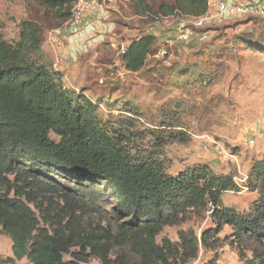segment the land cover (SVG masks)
Returning <instances> with one entry per match:
<instances>
[{
	"label": "trees",
	"instance_id": "1",
	"mask_svg": "<svg viewBox=\"0 0 264 264\" xmlns=\"http://www.w3.org/2000/svg\"><path fill=\"white\" fill-rule=\"evenodd\" d=\"M36 1L48 8L49 18L64 22L75 4ZM129 1L146 16L198 17L209 9V0H174L157 7L146 0ZM43 30L39 21L25 20L18 41L0 31V235L10 237L13 253V258L0 256V264L24 258L30 264H80L91 257L101 264H186L197 255V236L180 232L181 245L191 255L167 239L159 243L157 237L193 210L207 211L214 219L215 230L203 233V243L227 224L236 241L264 247V156L254 161L246 183L256 198L242 211L225 206L223 193L239 190L232 174H217L206 164L168 173L159 151L164 131L155 135L150 151L136 143L146 136L135 129L134 121L142 115L137 106L127 107L128 117L105 120L97 102L66 87L63 73L44 51ZM159 40L150 32L131 41L120 54L125 68L140 71ZM221 68L220 64L202 86L186 85L189 96L161 107L164 120L159 128L180 129L168 132V138L185 139L177 123L183 111L206 114L207 105L200 103H215L214 97L198 102L196 93L207 91L211 80L222 75ZM56 175L107 190L116 201L115 212L125 218L114 223L120 227L114 240L128 245L138 259L130 262L126 254L112 257L109 232L83 221L79 213H88V203L65 189ZM252 252L246 264H264V253Z\"/></svg>",
	"mask_w": 264,
	"mask_h": 264
},
{
	"label": "rangeland",
	"instance_id": "2",
	"mask_svg": "<svg viewBox=\"0 0 264 264\" xmlns=\"http://www.w3.org/2000/svg\"><path fill=\"white\" fill-rule=\"evenodd\" d=\"M146 1L157 7L174 0ZM245 1L264 7V0ZM106 5L109 8H103L107 10L109 31L94 30L90 35L78 36V32H71V28L79 29L84 24L77 26L49 18L48 8L36 0H0V31L8 40L18 41L25 20L42 23L44 51L53 63L55 59L63 61L60 64L65 67L63 71L60 70L62 67L56 68L55 64L54 67L63 73L68 89L97 102L105 120L128 117L131 112L127 107L137 106L142 115L135 119V129L145 131L146 135L144 140L138 139L137 144L151 151L156 142L155 135L164 131V144L159 151L168 173L176 175L189 167L206 164L217 174H232L239 190L223 193L222 201L225 206L244 210L256 198L246 188L251 166L264 156V14L210 20L203 27L195 28V36L190 41L175 40L167 45L164 43L166 36H175L177 25L186 23L192 26L188 17L146 16L137 12L129 0H107ZM97 20L105 23L103 19ZM150 32L157 36L161 34L156 50L140 71H128L111 41L118 39L129 44ZM251 35L252 39L249 38ZM51 36L58 37L56 46L50 41ZM75 41L78 43L72 47L76 52L70 54L65 47ZM77 44L80 47L75 46ZM220 64L222 75L211 80L207 91L196 93L198 102L214 97L215 103H200L207 105L206 114L183 111L177 123L182 126L185 139L168 138V132L180 129L173 126L159 128L164 120L161 107L167 101L189 96L185 86H202ZM55 177L65 189L72 190L88 203V213H79L83 221L92 223L100 232L102 228L109 232L114 259L119 254H126L130 262L138 259L128 245L114 240L120 228L114 223L125 221V218L115 212L116 201L103 186H80L59 175ZM214 227L209 212L193 210L183 221L166 226L157 241L162 243L167 239L177 250L185 252L180 232L191 231L198 237L197 255L186 264H246L247 259H253L252 249L264 253V247L255 242L236 241L227 224L213 240L203 243V233ZM185 253L191 255L192 251ZM0 256L13 258L12 241L6 234L0 235ZM65 258L70 259V256ZM14 264L30 262L24 258L15 260ZM80 264H101V260L91 257ZM255 264H259L258 261Z\"/></svg>",
	"mask_w": 264,
	"mask_h": 264
},
{
	"label": "built area",
	"instance_id": "3",
	"mask_svg": "<svg viewBox=\"0 0 264 264\" xmlns=\"http://www.w3.org/2000/svg\"><path fill=\"white\" fill-rule=\"evenodd\" d=\"M97 3L104 8H109V5H106L107 0H75L72 16L66 23L77 26L82 25L85 18L94 9ZM260 13L264 14V7L251 5V3H240L234 0H213L212 2H209V9L204 15L198 17H188L192 26L186 23L177 25L174 28L175 36L172 34L167 35L164 43L169 45L176 42L175 40L179 42H188L194 38L196 33L195 28L203 27L210 20L221 18L223 16H243L246 14ZM160 36L161 34L157 37L162 38ZM54 42H57V38L55 37ZM111 46L118 50L120 54H123L127 50L128 44L125 41L115 39L111 41ZM165 52L166 51H164V53Z\"/></svg>",
	"mask_w": 264,
	"mask_h": 264
},
{
	"label": "crops",
	"instance_id": "4",
	"mask_svg": "<svg viewBox=\"0 0 264 264\" xmlns=\"http://www.w3.org/2000/svg\"><path fill=\"white\" fill-rule=\"evenodd\" d=\"M237 2H240V3H245L246 1L245 0H237ZM247 3V2H246ZM107 10L104 9L100 4H96V6L94 7V9L88 14V16L85 18V21H84V26L83 27H80L79 29H74V28H71V32H78V34L76 33V35L80 36V35H85V34H88L90 35V33L92 31H96V30H103L104 31H109L110 28H108V25L106 23L107 21ZM98 18L100 19H103V21L105 20V23L102 22L101 20H97ZM104 27V29H103ZM102 32V31H101ZM54 37L55 38H58L57 36H51L50 37V41L53 43L54 46L55 45V42H54ZM115 40V39H113ZM112 40V41H113ZM81 42V40H80ZM83 42V41H82ZM78 43V41H75V42H71V44L69 46H66L65 49L66 51H69V53L71 54V52H76V49L72 47V45ZM83 44V43H82ZM87 45V44H86ZM75 46H78L80 47V44H77ZM73 48V49H72ZM77 48V47H76ZM74 55V54H73ZM61 63H63V61H60V60H56L55 59V67L56 68H61L62 65H60ZM65 67H62L60 70L63 71ZM66 77V76H65Z\"/></svg>",
	"mask_w": 264,
	"mask_h": 264
}]
</instances>
